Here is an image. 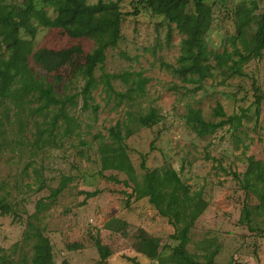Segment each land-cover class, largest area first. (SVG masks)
<instances>
[{
    "label": "rangeland",
    "instance_id": "1",
    "mask_svg": "<svg viewBox=\"0 0 264 264\" xmlns=\"http://www.w3.org/2000/svg\"><path fill=\"white\" fill-rule=\"evenodd\" d=\"M23 2L4 0L11 6ZM206 3L214 18L208 46L219 53L233 51L230 39L236 35L238 11L252 9L257 3L254 15L264 12V0ZM48 10L53 16L52 9ZM120 10L125 15L122 38L116 48L107 50L104 67L96 75L140 73L149 79L143 96L115 106L106 101L100 86L93 93L94 104L100 106L97 112L83 109L81 97L76 106L67 108L79 125L71 135H65L61 121L62 127L51 130L46 112H38L42 102L37 98L26 99L20 107L6 101L0 108V119L7 122L2 127L4 138H0V199H6L13 211L0 213V248L12 261H29L32 244L24 239L34 223L49 238L55 264H97L101 261L97 240L105 248L107 264H178L172 255L178 245L172 239L176 230L169 220L159 215L148 198L132 196V188L125 186L129 180L125 173L101 174L99 147L107 140L109 129L124 121L127 111L155 109L159 123L152 128L135 127L126 140L127 150L140 179L145 174L141 166L145 159L149 170L173 168L192 191L202 193L208 207L190 232L186 250L198 264H206L210 255L216 264H264V214L253 210L250 225L240 222L245 203L256 207L259 202L247 197L236 178L246 171L248 157L264 161V101L259 119L254 104L256 89L264 95V52L261 59L243 64L244 77H230L227 69H217L202 84L185 82L172 72L178 66L184 39L176 26L133 0L123 2ZM257 28L252 22L246 29L249 43ZM75 46L82 48L83 55L60 70L65 78L60 83L54 79L56 73L30 56L33 73L53 84L61 95L81 91L83 81L73 79L72 70L85 62L96 42L74 39L56 28L41 29L34 40V52ZM114 87L120 92L128 89L121 80H115ZM219 105L227 116L245 113L243 125L237 130L227 125L205 137L188 126L186 115L191 108L200 110L208 122L225 119L216 116ZM39 131L43 139L37 144ZM64 178L69 180L67 187L52 199ZM88 194L95 196L88 198ZM144 234L159 241L160 259L139 252Z\"/></svg>",
    "mask_w": 264,
    "mask_h": 264
},
{
    "label": "trees",
    "instance_id": "2",
    "mask_svg": "<svg viewBox=\"0 0 264 264\" xmlns=\"http://www.w3.org/2000/svg\"><path fill=\"white\" fill-rule=\"evenodd\" d=\"M125 1L127 0H98L95 4H89L86 0H24L21 6H11L0 0V108L6 101L20 107L26 99L37 98L42 102L38 112H46L51 130L62 127L58 124L61 121L65 135H71L79 125L67 108L76 106L81 97L83 109L97 112L100 106L94 104L93 93L100 86L106 101L114 103L115 106L134 102L143 96L149 79L140 73H103L99 78L96 75V72L104 67L107 50L116 48L122 38L121 25L125 15L120 10V5ZM133 1L137 6L146 7L154 14L164 17L184 36L182 54L178 59V66L172 67V72L185 82L202 84L212 78L217 69H227L231 72L230 77H244L246 73L243 64L263 56L264 12L258 16L254 15L258 9L257 3L253 4L252 9L242 8L238 11L236 35L230 39L233 51L224 50L219 53L210 50L207 42V34L212 29L214 18L213 10L206 0ZM49 8L52 9L53 16L50 15ZM255 18L257 21H252ZM252 22H256L258 28L252 43H249L245 33ZM50 28L61 29L74 39L89 38L96 42V48L85 57V62L73 67V79L83 81L78 93L59 94L53 84L44 78H38L29 65L30 56L33 55L50 72L57 74L54 79L60 83L65 79L60 75V70L75 57L83 55L80 46L61 51L39 49L34 52V40L39 31ZM238 43H241L243 49ZM115 80H121L128 89L124 92L117 91L114 87ZM256 91L255 114L259 119L264 95L258 93L260 90ZM216 116L225 119L217 123L208 122L200 110L191 108L186 120L197 135L205 137L227 125L237 130L246 118L245 113L227 116L221 105L216 109ZM159 120V113L155 109L147 113L127 111L124 121L111 127L107 140L100 142L101 174L106 171L125 173L129 178L125 181V186L132 188V196L136 200L148 198L159 215L168 219L175 228L176 232L172 235V239L178 242L172 254L175 262L198 264L186 247L190 232L208 207L202 193L192 191L173 168L149 170L146 168L145 159L141 165L145 174L140 179L129 158L126 140L134 134V128H152ZM6 124L5 120L0 119V138H4L6 130L2 127ZM42 139V131H39L36 143ZM247 163L244 174L241 177L236 175V178L247 197L253 196L259 202L256 207L248 202L244 205L240 222L250 225L253 210L264 214V161L248 157ZM68 182L66 178L62 180L52 199L63 192ZM91 196L95 194L87 195L88 198ZM12 212L10 203L6 199H0V213L10 215ZM24 240L32 244L31 259L12 261L0 248V252L3 251L0 255L1 264H55L50 240L36 224L31 223ZM96 245L101 256V261L97 264H107L104 246L100 240H97ZM160 246L156 238L144 234L138 249L148 258L157 260L160 259ZM206 264H216L213 255L208 256Z\"/></svg>",
    "mask_w": 264,
    "mask_h": 264
}]
</instances>
